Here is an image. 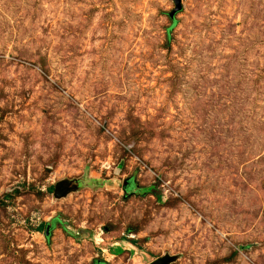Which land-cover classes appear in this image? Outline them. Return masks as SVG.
Returning a JSON list of instances; mask_svg holds the SVG:
<instances>
[{
  "label": "rangeland",
  "instance_id": "1",
  "mask_svg": "<svg viewBox=\"0 0 264 264\" xmlns=\"http://www.w3.org/2000/svg\"><path fill=\"white\" fill-rule=\"evenodd\" d=\"M176 9L0 0V264H264V0Z\"/></svg>",
  "mask_w": 264,
  "mask_h": 264
},
{
  "label": "water",
  "instance_id": "2",
  "mask_svg": "<svg viewBox=\"0 0 264 264\" xmlns=\"http://www.w3.org/2000/svg\"><path fill=\"white\" fill-rule=\"evenodd\" d=\"M177 9L171 14V18L173 19L176 14H178L182 10V0H175ZM74 190V182H61L59 183L56 188H55V196L59 198H64L66 197L71 191ZM51 232V226L49 225L46 230V235L49 236ZM176 261V258L166 256L163 257L156 262L152 264H172Z\"/></svg>",
  "mask_w": 264,
  "mask_h": 264
},
{
  "label": "trees",
  "instance_id": "3",
  "mask_svg": "<svg viewBox=\"0 0 264 264\" xmlns=\"http://www.w3.org/2000/svg\"><path fill=\"white\" fill-rule=\"evenodd\" d=\"M147 192L148 191H153V189H150V190H146ZM49 225L48 224H43V225H41L39 228H38V232H44L46 229H47V227H48ZM134 243H136V242H134Z\"/></svg>",
  "mask_w": 264,
  "mask_h": 264
}]
</instances>
